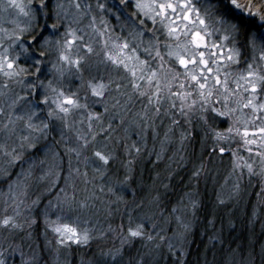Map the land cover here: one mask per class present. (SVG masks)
I'll list each match as a JSON object with an SVG mask.
<instances>
[{
	"label": "snow or ice",
	"instance_id": "obj_1",
	"mask_svg": "<svg viewBox=\"0 0 264 264\" xmlns=\"http://www.w3.org/2000/svg\"><path fill=\"white\" fill-rule=\"evenodd\" d=\"M10 4L18 7L28 20L25 27L17 25L11 32L0 29V33H3L0 35V158L7 164L6 168L0 169V177L9 181L6 195L15 205L13 215L0 217V230L25 231L36 224L35 218L17 222L22 214L21 205L24 204L19 197L27 195L29 185L25 181L32 177L33 169L37 166L43 173L35 178L37 183L50 180L48 191L59 183L63 160L56 147L61 141L68 156L65 185L80 177L84 178L85 184L91 182L87 171L81 172L79 167L72 166L74 155L85 167L99 164V167L92 169L97 174L92 177L93 181L98 176L101 181L123 186L130 179L134 161L132 158L126 163L119 161L128 173L124 180L107 176L110 162L118 161L117 150L122 148L129 157L133 153L139 156L142 147L146 146L147 131L152 129L154 135L159 134L155 131L158 118L161 123L164 117L170 119L164 136V141H168V133L172 132L173 126L181 127L177 114L188 126L187 131L180 133L181 145L191 136L193 117L205 125L208 124L209 116L213 121L222 119L228 123L223 131L209 125L218 146L213 151L217 155L228 152L233 158V172L237 168H246L249 175L254 174L253 164L241 157L238 149L229 150L219 146L221 142L240 137L243 148L260 158V172L255 174L264 177V0L259 4L253 0L247 3H240L239 0H210L202 8L197 7L193 0H68L67 4L63 0H39L35 9L29 6L27 12L23 5L16 4V0H10ZM50 5L55 11L57 22L46 24L49 35L44 36L42 32L33 35L31 43L27 38L22 39V33L33 31L37 13L42 17L49 16ZM129 9L135 11L130 12ZM108 15L120 21L122 31L125 27L129 28L127 37L114 31ZM121 15L126 19L121 20ZM138 15L151 22L153 29L145 31V19H137ZM86 18L88 23L82 29L80 24ZM65 23L63 36L55 38L59 27ZM157 24L160 28L155 27ZM161 30L165 37L163 41L156 35ZM80 32L85 34H78ZM145 35L150 37L147 41L144 40ZM214 35H217V39L210 40ZM5 36L8 47L4 46ZM237 37H242L239 46ZM229 44L232 47H228ZM141 48L147 59L141 58L138 51ZM241 48L245 51L251 49L257 55L253 57L252 63L245 61L247 66L242 72L233 73L232 66L240 63ZM52 52H55L56 59L48 67ZM21 58L24 64L19 63ZM153 63L156 64L155 68L152 67ZM173 64L176 67H172ZM93 68L98 75L86 80L84 70L91 72ZM102 69L103 74L100 75ZM121 71L123 75H113ZM46 73H51L54 78L45 82L41 76ZM66 73L79 77L80 86L76 92L65 90L63 81ZM17 88L24 94L17 92ZM84 88L88 95L80 96L79 91ZM136 101L142 107L128 120L127 116ZM165 104L167 107L162 111ZM95 106L102 107V111H95ZM244 109L250 110L251 119L243 121L242 130L237 127L240 120L235 113L239 111L243 115ZM76 115L80 116L79 120L75 119ZM117 119L119 123L114 126L112 122ZM257 120L260 125H256ZM249 124L255 126V132L249 131ZM122 126L124 134L113 135ZM101 133L104 139L98 140ZM57 135L59 141L56 140ZM133 135L138 136L140 147L131 139ZM255 136L258 139L250 138ZM50 139L51 144L47 143ZM70 143H75V147L69 146ZM257 145L261 150L254 152V146ZM28 150H34L36 155L30 157L32 162L28 168L21 167L16 179L12 180L8 169L16 166L17 162L22 165L24 153ZM88 150L92 152L91 157L83 155ZM41 152L45 159H40ZM45 164L47 169L44 168ZM203 167L201 164L192 176L198 177ZM71 187L75 189V183ZM164 187L167 188V185ZM234 187L236 191L239 190L238 183ZM97 189L104 193L105 185L94 184L93 190L83 200H76L74 195L69 197L65 189L60 188L59 193L63 196L57 195L55 207L60 212L86 209L89 207L87 201L96 198ZM107 192L115 196V200L108 201L109 205H119L121 202L127 204L124 197L117 193V187L109 186ZM185 195L189 197L186 207H190L195 216L199 206V201L194 198L197 193L193 190ZM39 199L38 196L26 207L34 208ZM155 199L158 201L159 195ZM219 202L222 204L223 200ZM48 206L53 207L51 200ZM43 215L46 226L57 234L59 245L89 244L90 229L78 230L72 224L60 223L59 217L51 221L47 209ZM128 221L131 225V215ZM176 221L178 227L183 229L180 235L191 230V222L185 223L179 216ZM109 227L111 231H116ZM119 227L123 229L124 226ZM152 227L157 226L152 224ZM28 235L31 236V233ZM137 238L147 241L155 239L151 234H146L143 224H136L135 227L127 228V235L121 240V245H130ZM160 239L163 241L164 237ZM168 247L171 249L173 245L169 243ZM16 252L20 254L21 264H42L38 253L25 260L19 246L13 248L11 253L7 249L0 251V264H8V256H14ZM95 264L126 262L121 256V249L117 248L108 253L101 250Z\"/></svg>",
	"mask_w": 264,
	"mask_h": 264
},
{
	"label": "trees",
	"instance_id": "obj_2",
	"mask_svg": "<svg viewBox=\"0 0 264 264\" xmlns=\"http://www.w3.org/2000/svg\"><path fill=\"white\" fill-rule=\"evenodd\" d=\"M48 12V17H42L40 13H37L33 31L27 35H38L41 32L49 34L50 30L46 29V24L51 25L57 21L55 19V11L51 5ZM237 38L238 42L242 39V37ZM248 50L252 51L251 49ZM243 51L245 50L243 49ZM244 53L246 54V52ZM169 63L171 64V61ZM66 78L69 81L71 89L77 91L80 86L79 79H75L74 75L69 78L68 74H66ZM79 92V95H88L86 88L80 89ZM138 104L135 103V107L133 108L135 112L140 110H136L139 107ZM164 106L162 107V111ZM131 115L127 117L128 120L132 119L133 114ZM177 117H179L178 114ZM179 119L181 118L179 117ZM155 123L157 125L155 131L159 134L154 135L152 129L147 131L146 146L142 147L139 156L134 154L135 156L129 157L124 152L117 153V157H122L125 163L129 158H132L134 161L132 165L133 171L130 174L133 190L128 187L127 183L124 186L126 191L128 193L134 192L136 199H146L159 195L160 199L158 203L167 208L166 212L161 216L150 217V213L144 211L142 215L150 219L136 218L138 211L133 213L131 216L132 220L136 218V221L131 222V227L136 224H143L144 226L156 224L157 227H151V231L147 233L155 237V250L154 252L149 251L138 261L139 257L136 256L138 252L135 249L139 243H143V240L137 238L130 244L127 250L121 249V252H123L122 257L126 264H137V262L139 264H264V177L255 174L260 172L259 168L261 165L255 163L252 156L241 151L239 155L246 159L248 163L253 164L254 174L249 175L247 169L243 168L239 170L242 174L236 173V175H233V171L229 168L233 158L227 151L221 155H217L213 151L218 146L215 143L213 133L209 130V125L214 128L219 122L217 120L213 121L211 116H209L207 125L200 120L192 123L191 136L188 140H185L183 145L180 143V135H177L179 128L175 126H173L172 132L168 133L170 139L164 141V136L170 123L169 118L164 117L163 123L158 118ZM114 124L116 125L117 122ZM122 128L123 126L119 128L120 130H117L116 135L122 134ZM187 130L188 128H186ZM101 136L104 137L102 134ZM56 138H59V136L57 135ZM131 139L137 142L138 147L141 146L137 135H133ZM47 143L51 144V140ZM63 145L64 142L62 141L56 147L62 154H64ZM232 145L234 146L230 140L224 141L219 146L231 150ZM154 153L159 155L162 153L165 157L156 160ZM24 154V156L29 154H31L30 156L36 155L34 150H28ZM61 156L64 157L63 155ZM62 159L63 163L60 165L61 177L59 183L51 187L50 191L47 190L51 186L50 180L37 183L35 179L37 176L43 174L39 166L33 169L32 177L27 180L26 183L29 187L26 196L31 197L29 204H31L32 200L37 199L38 196L40 199L34 208L29 209L25 207L27 212H21V216L17 218V222L19 223L25 222L26 218L36 219V224L30 228V238L25 241L19 240L17 245L23 253L27 251L28 244L32 245L31 250L28 251L27 259L38 253L42 264H54L56 253L68 256L69 262L64 264H84L88 261L91 264H95L97 258L100 257L101 250L108 253L114 247L117 249L123 237L127 235V227L124 225L125 221L129 224V221L126 219L127 214H124L121 208L119 211L114 212V215L111 216L110 226L116 231H111V236L105 241L95 240V232L92 231L90 220L88 219L85 220L84 224L93 232L92 243L85 246V248L78 245L73 246L72 244L70 246H61L55 243V234L46 226L43 213L46 210L44 208L45 201L51 200L63 186L62 173L66 170L67 161L64 158ZM111 163L106 175L124 180L125 175H128L126 169L121 163ZM201 164L204 166L203 170L198 177L194 178L192 173L199 169ZM20 165L17 164L14 169H8L9 173H19L21 167L24 169L25 167L28 168V164ZM98 165L91 164L87 167L81 165V168H79L81 172H88L92 183H101L98 176L97 179L92 180V177L97 175L93 173L92 169L93 167H98ZM112 166L115 167L114 170ZM6 167L0 164V169ZM44 168L47 169L45 165ZM104 181H106L107 185L114 187L107 180ZM237 183L239 184L238 191L234 187ZM89 184L91 185V183ZM165 185H167V188L164 187ZM193 190L197 193L194 198L199 201L195 216H193L191 209L186 207L188 203L179 200H183V197L186 196L185 193L192 192ZM119 195L122 194L120 193ZM220 200H223L222 204L219 202ZM172 208H175V211ZM47 211L48 219L51 221L58 216L62 220L68 219L70 221L78 217L77 215H73L72 217V213L67 211L64 213H60V211ZM176 212H179V217L185 223L191 222L192 224L191 230L183 235L179 234L183 232V229L177 225L176 217H178V214ZM3 215L2 213L0 217ZM119 225H123V229ZM157 233H159V236H157ZM161 236L164 237L163 241L160 239ZM0 240L5 242L8 238L5 235L4 237L0 235ZM169 243L173 245L171 249L168 247ZM127 246L128 244H125L124 248ZM16 247V245L13 246V248ZM7 250L12 251V247ZM13 264H21V258L18 261L14 260Z\"/></svg>",
	"mask_w": 264,
	"mask_h": 264
},
{
	"label": "rangeland",
	"instance_id": "obj_3",
	"mask_svg": "<svg viewBox=\"0 0 264 264\" xmlns=\"http://www.w3.org/2000/svg\"><path fill=\"white\" fill-rule=\"evenodd\" d=\"M261 0H256V1H253L254 3H261L259 2ZM39 0H16V4H20V5H23L24 6V10L27 12L29 11V6H31L33 9H35V6L38 4ZM63 2L65 4H67L68 0H63ZM94 2V0H93ZM240 3H247L248 0H239ZM193 3H196L197 7H203L205 6L208 2H206L205 0H193ZM129 11H135V9H129ZM107 15V14H106ZM109 19V21L111 22L112 25H114V31L122 36H125L127 37L128 36V32H129V28L128 27H125L124 30L122 31L121 30V25H120V21L116 20L113 16L111 15H108L107 17ZM121 18H123V20H125V17L123 15H121ZM137 19H145V25H146V28L144 29L145 31H148V30H151L153 29V25L151 24V22H149L146 18H144L143 16H140L138 15L137 16ZM27 20L28 18L24 15L23 12L20 11V9L18 7H16L15 5H12L10 4V0H0V29H7L8 32H11L14 28L17 27V25H19L20 28H23L26 26V23H27ZM36 22V21H35ZM34 22V23H35ZM211 22V21H210ZM34 23L32 25V27L34 26ZM88 23V19H84L81 24H80V28H84V26ZM65 27H66V23L64 25H61L59 27V31L57 32V36L55 38H60L61 36H63L64 32H65ZM73 27H76L75 25H73ZM156 28H160V25L157 24L155 26ZM85 31H87V29H85ZM29 32H24L21 34V38L24 39V38H27L28 42L31 43L32 42V36L30 35H27ZM80 35H83L85 34L84 32H80L78 33ZM0 35H3V33H0ZM44 36H47L49 34H46V33H43ZM156 35L161 39V41H163L165 39L164 35L162 34V30L157 32ZM218 35V34H217ZM217 35H214L212 37H210L209 39L212 40V39H217ZM150 37L148 35H145L144 36V40L147 41ZM130 39V38H129ZM238 40V38H237ZM7 37L5 36V43H4V46L5 47H8V44H7ZM42 42V41H41ZM217 42H219L217 40ZM238 42V41H237ZM146 46V45H145ZM238 46H239V42H238ZM228 47H232L231 44L228 45ZM16 51L18 52L19 49H16ZM138 51H140L141 53V58L142 59H147V57L143 54L142 52V48L141 49H138ZM163 51V49H162ZM246 52V54L244 53ZM257 53H254L252 51H243V48H241V58H240V63L239 65H234L232 66L231 68V71H233V73H240L242 72L245 68H246V63L245 61L247 60L248 63H252L253 62V57L256 56ZM55 59L56 57L51 55L49 57V63H48V67H51V63L52 62H55ZM167 59V57H166ZM19 63L21 64H24V61H23V58H21V60L19 61ZM25 66H28V65H25ZM255 66V65H254ZM152 67H156V64L153 63ZM172 67H176V66H172ZM67 74V73H66ZM66 74H65V78H64V81H63V86L65 87V90H71L72 92H76L74 90L71 89L70 85H69V81L68 79L66 78ZM84 77L85 79H91L92 76L94 75H98V73L95 71V69L93 68L91 70V72L88 70V69H85L84 70ZM100 75L103 74V69L101 70V72L99 73ZM124 73L121 71L119 73H113V75H123ZM69 75V74H68ZM70 76H73V75H70ZM53 75L51 73H46L45 76H41V79H45V82H47V80L49 79H53ZM75 79H79L78 76H75ZM175 87L173 88V91H175ZM17 92H20V94H24L19 88L16 89ZM80 94V92H79ZM88 94V93H87ZM82 96V95H80ZM136 103H139V107H137L136 110L138 109H141L142 105L139 101H136ZM231 106H235V105H231ZM164 107H167V104L164 106ZM94 110L95 111H102V107L100 106H95L94 107ZM131 114H134L135 113V109H132V112H130ZM243 115H241V112H237L235 113V116L239 118L240 122L237 124V127H240L242 130H243V127H244V124H243V121L244 120H247V119H251V112L250 110L248 109H244L243 110ZM131 114H129L127 117L129 116H132ZM43 118V116H42ZM178 120L181 121V127H178V134L177 135H180L181 131H186V128H188L187 125L184 124V121L179 119V117H176ZM75 119L76 120H79L80 119V116L79 115H76L75 116ZM195 121H198L197 118L193 117V120H192V123H194ZM219 122V124L215 125V129L216 130H219V131H223L224 129H226L228 127V123H225L222 119H218L217 120ZM112 123H115V122H112ZM256 125H260V121L257 120L256 121ZM115 126V124H114ZM217 126V127H216ZM77 127H81L80 125H77ZM248 129L250 132H255L256 131V128L254 125H251L249 124L248 125ZM86 130V129H85ZM120 130V129H118ZM116 133H114L113 135H116ZM123 128H122V134L123 135ZM180 137V136H179ZM190 138V137H189ZM188 138V139H189ZM250 138H255V139H258V136H255V137H250ZM98 140H103L104 137H101L100 135H98L97 137ZM187 139V140H188ZM51 140V139H50ZM57 141L60 140V137L59 138H56ZM52 143V141H51ZM62 143V141H61ZM115 143V141H114ZM223 143V142H221ZM231 143L234 144V146L232 145L231 146V149H238V154L239 152L241 151H244L246 152L247 154H249L247 152L246 149L243 148V145H242V141L240 139V137L236 136L234 139H231ZM62 146V145H61ZM64 146V145H63ZM71 147H75V143H73V145ZM258 150H261L259 149L258 145L257 146H254V152L255 151H258ZM56 151H58L56 149ZM59 152V151H58ZM123 150L122 148L121 149H118L117 150V153L120 154L122 153ZM60 153V156L63 155L64 157L61 156V158H66V155L65 154H62L61 152ZM135 153H133V156ZM155 154V153H154ZM25 155V154H24ZM83 155H87L89 157H91L92 155V152L91 150H88L86 151ZM157 155L158 154H155V158L156 160H159L157 159ZM250 156H252L253 160L255 161V163L261 165L260 163V158L259 157H256L253 154H249ZM160 156V159H163L165 157V155H163L161 153ZM31 156L29 155H26V156H23V160H24V163L23 164H29L32 162L31 159H30ZM33 157V156H32ZM39 157L40 159H45L44 157V153L41 152L39 153ZM171 157V155H170ZM67 159H68V156H67ZM83 159V156L81 157V160ZM125 159V158H124ZM63 160V159H62ZM119 161H123L125 162V160H123L122 157H118V161L116 162V164H120ZM233 161V159L231 160ZM0 164H3V167H6L7 164H6V161L3 159V158H0ZM17 164H20V162H17ZM172 164V163H171ZM81 165H83L82 163H79L75 156L73 155L72 156V166L73 167H80L81 168ZM91 165V164H89ZM88 165V166H89ZM21 166V165H20ZM19 166V167H20ZM84 166V165H83ZM115 166V165H114ZM113 167V170L115 169V167ZM15 167V166H14ZM14 167H12V169H14ZM45 167H47V164H45ZM99 167V165H98ZM27 167H25L26 169ZM229 168H231V171H233V163L229 165ZM261 168V167H260ZM259 168V170H260ZM240 168H237L235 172H233V175H236V173L240 174L241 171H239ZM132 171H133V168H132ZM16 172V171H15ZM19 172V171H18ZM14 174V175H13ZM13 178L12 180H15L16 179V173L13 172ZM11 175V176H12ZM68 176V162L66 163V170L63 171L62 173V188L65 189V193L67 194V196L69 197H72L73 195L75 196L76 200H83L85 198V196H87L92 190H93V185H99L101 183H103L105 185V191L104 193H101L98 189L96 190V198H93L91 200H88L87 203L89 204V207L86 208V209H75L73 211H68V210H65L63 212H60V213H64V212H69V213H72V217L73 215H77L78 217L77 218V221L81 224H79L78 222L76 221H70L68 219L66 220H62L60 216H58L60 218V223H68V224H72L73 226H76L78 228V230H83L87 227H83V223H85V220H90V224H91V228H92V231L95 232V240H98V241H105L106 239H108L112 232L111 230H109V226H110V220H111V216L113 215V213L115 211H117V208L122 210V212L124 214H126L127 212H132L131 208H134L135 210L138 211V216L136 218H141L144 213V211H148L150 213V217L152 216H161L164 212H166L167 208L163 205H161L160 203H158V201L155 199V197H149V198H146V199H141V198H132V199H127L124 197V200L127 201V204L125 205L123 202H121L119 205H116V204H112V205H109L108 204V201H111V200H115V198H113L112 196H110L107 192V187L109 185L106 184V181H101V183H91V185L88 183V184H85L84 183V178L83 177H80V178H74L73 181L69 182L68 185H65L64 181H65V178ZM61 177V175H60ZM116 178V177H115ZM21 179L23 180V177H21ZM235 179V178H234ZM88 180L91 181V178L90 176H88ZM9 183V182H8ZM72 183H75V189H73L71 187V184ZM125 185H123L124 187ZM128 187H130L132 190H133V184L131 183L130 179L128 181ZM87 188L88 191L85 192L84 189ZM120 189L122 188L119 187ZM8 185L7 187H2L1 190H0V213L1 212H4L6 210H11L13 211L15 205L12 203V199L10 198V196L6 195L8 193ZM60 194L59 191L51 198V201L53 202V207L49 208L48 206V201H45L44 203V208H46L47 210H51L53 212L57 211L55 205H56V197L57 195ZM130 194H132V192H130ZM61 196H63V194H60ZM21 200L29 203L30 202V197H22L20 198ZM162 200V199H161ZM181 202H186L189 204V197L188 196H184L183 197V200L182 199H179ZM179 201V202H180ZM162 203V202H161ZM190 209V207H188ZM175 209V208H172V210ZM111 210V215H109V211ZM177 211V210H176ZM27 212L26 209H24L22 211V213H25ZM176 214H178L177 216H179V212H176ZM57 217V218H58ZM57 218H54L52 221H55L57 220ZM126 219L128 220V216H126ZM124 225L128 228L129 226H131L130 224L126 223V221L124 222ZM136 225L132 226V227H135ZM49 229L52 230L51 227L47 226ZM152 225L150 226H144V230L146 231V234L149 233L151 231V228ZM126 228V229H127ZM89 229V227H88ZM90 231V236H91V239L89 241V244L92 242L93 240V232ZM26 232V233H25ZM31 233V229H26L25 231H16V232H10V231H0V235L2 237H7L8 240L7 241H1L0 240V251H3L4 249H8L10 248L9 246L11 245V247L13 248L14 244L16 246H18V242L19 240L21 241H25V240H28L30 238V236L28 235V233ZM25 233V234H23ZM52 233H54L52 231ZM4 234V235H3ZM55 234V238L57 239L58 236L56 233ZM127 234V232H126ZM45 244H48V243H45ZM30 244L27 245V251L24 253V259L25 260H28V254H29V250H31L32 247L29 246ZM74 246H76L75 244H73ZM32 246V245H31ZM78 246H83L85 248V246L87 245H78ZM125 244L122 246L120 243L118 245V248L120 249H128L129 248V244L126 248H124ZM5 247V248H4ZM154 240L153 241H146V240H143V243H139L136 247V252H138L136 254L137 257H139L138 261L140 259L143 258L144 255H146L149 251H152L154 252ZM35 248H37V246H35ZM145 248H146V251H145ZM114 250L116 249V247L113 248ZM145 251V252H144ZM121 256H123V252H121ZM54 261L55 263L54 264H64L66 262H69V258L67 255L65 254H58L56 253L55 256H54ZM8 264H12L11 262H8ZM84 264H91L90 261L88 262H85Z\"/></svg>",
	"mask_w": 264,
	"mask_h": 264
},
{
	"label": "clouds",
	"instance_id": "obj_4",
	"mask_svg": "<svg viewBox=\"0 0 264 264\" xmlns=\"http://www.w3.org/2000/svg\"><path fill=\"white\" fill-rule=\"evenodd\" d=\"M51 55L55 56V52H52ZM141 218L142 219H149V217H146V216H142Z\"/></svg>",
	"mask_w": 264,
	"mask_h": 264
}]
</instances>
